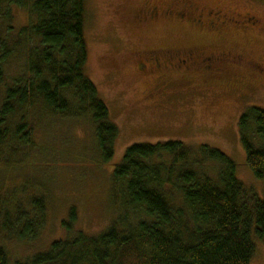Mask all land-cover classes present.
<instances>
[{
	"label": "rangeland",
	"instance_id": "obj_1",
	"mask_svg": "<svg viewBox=\"0 0 264 264\" xmlns=\"http://www.w3.org/2000/svg\"><path fill=\"white\" fill-rule=\"evenodd\" d=\"M171 1L85 0L86 71L119 130L114 158L104 162L90 116L53 118L43 110L29 112L35 123L30 125L29 143L15 141L0 152V226L4 211H27L30 200L41 197L46 200V222L33 240H20L17 232L1 228L0 246L9 264L25 262L79 231L105 232L124 208L114 170L136 144L180 141L194 149H219L234 162L237 178L264 199V179L247 164L240 126L249 109H264V0H196L206 11H222L240 22L216 29L168 18L134 22L136 13L151 5L167 9ZM248 18L260 20V25H251ZM12 21L10 39L18 37L26 23L25 12L15 10ZM26 46L20 44L4 65L6 85L24 71ZM161 47H199L229 62L211 63L209 68L203 67L205 62L184 64L186 68L163 73L152 66L140 70L138 61L144 59L137 52ZM233 60L240 64L231 65ZM255 144L264 145L259 139ZM205 168L216 177L219 165ZM251 264H264V242L257 238Z\"/></svg>",
	"mask_w": 264,
	"mask_h": 264
},
{
	"label": "trees",
	"instance_id": "obj_2",
	"mask_svg": "<svg viewBox=\"0 0 264 264\" xmlns=\"http://www.w3.org/2000/svg\"><path fill=\"white\" fill-rule=\"evenodd\" d=\"M17 9L26 23L10 39ZM85 20V0H0V152L15 141L28 144L35 125L29 112L43 110L53 118L90 116L104 162L113 160L119 130L86 71ZM22 43L24 71L6 85L4 65ZM240 126L247 164L264 179V145L255 144L264 143V109H249ZM211 163L219 165L216 177L205 168ZM235 173L232 159L208 145H133L113 174L122 216L99 235L79 231L17 264H251L255 238L264 242V199ZM29 207L4 211L0 230L35 239L46 222V200L33 198ZM0 264H9L1 246Z\"/></svg>",
	"mask_w": 264,
	"mask_h": 264
},
{
	"label": "flooded vegetation",
	"instance_id": "obj_3",
	"mask_svg": "<svg viewBox=\"0 0 264 264\" xmlns=\"http://www.w3.org/2000/svg\"><path fill=\"white\" fill-rule=\"evenodd\" d=\"M200 2L197 3L196 0H173L170 3L166 2L169 6L167 9H159L151 5L149 8L142 10L141 13H136L134 22L136 24H147L160 18H168L177 21L179 24L189 23L194 27L211 29H216L218 26L240 24L239 21L233 20L232 16L222 11H206ZM247 22L251 25H260V20L252 21L248 18ZM214 25L217 26L214 27ZM137 54L144 59V61H138V68L143 72L149 70L150 66L163 70L161 71L163 73L182 67L184 64L193 66L196 62H205L203 67L209 68L211 63H221L223 60L229 62L228 58L205 49L202 50L199 47L197 49H184L181 47L152 48L144 49L137 52ZM238 64L240 63L237 60L231 61V65ZM183 68H186V66Z\"/></svg>",
	"mask_w": 264,
	"mask_h": 264
},
{
	"label": "bare ground",
	"instance_id": "obj_4",
	"mask_svg": "<svg viewBox=\"0 0 264 264\" xmlns=\"http://www.w3.org/2000/svg\"><path fill=\"white\" fill-rule=\"evenodd\" d=\"M246 114V113H245ZM113 220H115V219H113ZM113 220H112V222H113Z\"/></svg>",
	"mask_w": 264,
	"mask_h": 264
}]
</instances>
